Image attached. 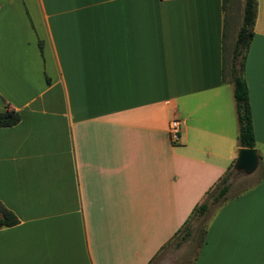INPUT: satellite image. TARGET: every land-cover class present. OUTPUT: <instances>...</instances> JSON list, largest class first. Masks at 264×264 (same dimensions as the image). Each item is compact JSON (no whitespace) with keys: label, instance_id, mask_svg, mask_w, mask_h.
<instances>
[{"label":"crops","instance_id":"obj_1","mask_svg":"<svg viewBox=\"0 0 264 264\" xmlns=\"http://www.w3.org/2000/svg\"><path fill=\"white\" fill-rule=\"evenodd\" d=\"M242 1L234 27L230 0H0V111L19 116L0 126L17 218L0 264H154L240 146L222 67L225 4L232 44ZM243 76L253 179L208 204L186 264H264V0Z\"/></svg>","mask_w":264,"mask_h":264},{"label":"trees","instance_id":"obj_2","mask_svg":"<svg viewBox=\"0 0 264 264\" xmlns=\"http://www.w3.org/2000/svg\"><path fill=\"white\" fill-rule=\"evenodd\" d=\"M254 13L255 0H243L241 20L238 25L235 38L228 51H226L225 48V50L223 49L222 67V80H228L232 84V94L238 124L237 142L240 146L248 147L254 146V138L247 88L243 76V65L249 40L252 36ZM18 118L19 116L16 111L6 108L0 111V126L13 124L18 120ZM232 170H234L233 161L217 178V180H215L213 184L206 189L201 199L193 205L187 217L173 233L170 239L176 238V240H184L188 238L192 232V220L200 218L206 212L209 203H220L222 201V198L228 189V180ZM16 221V216L9 209L0 206V226L10 225ZM197 228L198 233L196 236V244H200L205 232L203 222H200Z\"/></svg>","mask_w":264,"mask_h":264},{"label":"rangeland","instance_id":"obj_3","mask_svg":"<svg viewBox=\"0 0 264 264\" xmlns=\"http://www.w3.org/2000/svg\"><path fill=\"white\" fill-rule=\"evenodd\" d=\"M240 1L241 0H230V10L231 16L233 19V25L236 27V23L239 17V10H240ZM226 6V13H225V31H226V51L230 49V36H231V22H230V14H229V3L225 4ZM240 21V19H239ZM230 179L233 181L234 190H238L240 187H243L248 182H251L253 176L243 178L239 171L232 170L230 174ZM219 202H213L210 204L211 208L212 205L216 206ZM200 222H203L204 226L206 227L207 222V214L206 212L198 219L192 220V232L191 236L184 239V240H176V238L170 239L166 242L163 247L159 250L154 264H186V261L189 259V251L186 249L189 248L190 242L195 243L196 237L194 236L198 233V225ZM194 237V238H193ZM190 238V240H188ZM193 239V240H192Z\"/></svg>","mask_w":264,"mask_h":264},{"label":"water","instance_id":"obj_4","mask_svg":"<svg viewBox=\"0 0 264 264\" xmlns=\"http://www.w3.org/2000/svg\"><path fill=\"white\" fill-rule=\"evenodd\" d=\"M257 163V149L253 146H238L234 158L235 169L251 172Z\"/></svg>","mask_w":264,"mask_h":264},{"label":"built area","instance_id":"obj_5","mask_svg":"<svg viewBox=\"0 0 264 264\" xmlns=\"http://www.w3.org/2000/svg\"><path fill=\"white\" fill-rule=\"evenodd\" d=\"M167 132L171 141H176L179 136V119L172 117L167 123Z\"/></svg>","mask_w":264,"mask_h":264}]
</instances>
